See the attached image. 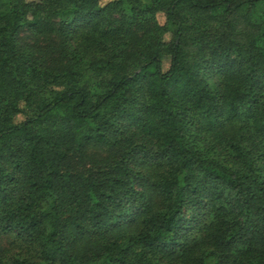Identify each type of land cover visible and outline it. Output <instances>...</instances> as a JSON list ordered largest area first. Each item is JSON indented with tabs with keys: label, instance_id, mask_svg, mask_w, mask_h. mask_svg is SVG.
Returning <instances> with one entry per match:
<instances>
[{
	"label": "trees",
	"instance_id": "16d2710c",
	"mask_svg": "<svg viewBox=\"0 0 264 264\" xmlns=\"http://www.w3.org/2000/svg\"><path fill=\"white\" fill-rule=\"evenodd\" d=\"M0 264H264V0H0Z\"/></svg>",
	"mask_w": 264,
	"mask_h": 264
},
{
	"label": "rangeland",
	"instance_id": "374dc122",
	"mask_svg": "<svg viewBox=\"0 0 264 264\" xmlns=\"http://www.w3.org/2000/svg\"><path fill=\"white\" fill-rule=\"evenodd\" d=\"M146 1V0H145ZM161 19V20H160ZM159 20L162 21V17H159ZM19 38L23 41V42H30L31 41V35L26 32L25 30H21L19 32ZM170 65V58L168 56H165L162 60V71L166 72L169 68Z\"/></svg>",
	"mask_w": 264,
	"mask_h": 264
}]
</instances>
